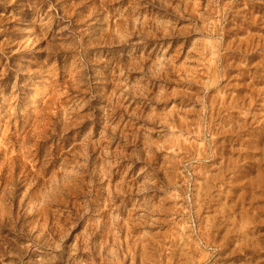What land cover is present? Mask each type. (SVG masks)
Instances as JSON below:
<instances>
[{
  "label": "rangeland",
  "instance_id": "374dc122",
  "mask_svg": "<svg viewBox=\"0 0 264 264\" xmlns=\"http://www.w3.org/2000/svg\"><path fill=\"white\" fill-rule=\"evenodd\" d=\"M0 264H264V0H0Z\"/></svg>",
  "mask_w": 264,
  "mask_h": 264
}]
</instances>
